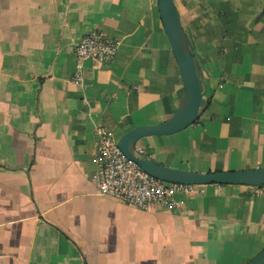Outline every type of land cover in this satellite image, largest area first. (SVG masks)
Listing matches in <instances>:
<instances>
[{
    "label": "crops",
    "instance_id": "crops-1",
    "mask_svg": "<svg viewBox=\"0 0 264 264\" xmlns=\"http://www.w3.org/2000/svg\"><path fill=\"white\" fill-rule=\"evenodd\" d=\"M201 77L199 119L141 138L156 163L264 169V0H174ZM101 29L109 65L74 48ZM186 102L159 0H0V264H246L264 249V186L199 184L149 210L100 195L104 126L117 141Z\"/></svg>",
    "mask_w": 264,
    "mask_h": 264
},
{
    "label": "water",
    "instance_id": "water-1",
    "mask_svg": "<svg viewBox=\"0 0 264 264\" xmlns=\"http://www.w3.org/2000/svg\"><path fill=\"white\" fill-rule=\"evenodd\" d=\"M159 9L185 84L186 102L176 114L162 124L151 127L137 126L125 132L119 138L118 146L129 159L136 161L145 171L163 181L189 185L217 183L264 186V169L198 173L162 165L135 153V145L141 138L174 134L194 124L199 119L203 102L197 62L187 42L174 0H159ZM263 15L264 9L258 18ZM246 264H264V249Z\"/></svg>",
    "mask_w": 264,
    "mask_h": 264
},
{
    "label": "built area",
    "instance_id": "built-area-1",
    "mask_svg": "<svg viewBox=\"0 0 264 264\" xmlns=\"http://www.w3.org/2000/svg\"><path fill=\"white\" fill-rule=\"evenodd\" d=\"M119 47V40L110 37L101 29H92L84 34L74 48L77 61L74 81L77 84L83 83V70L88 60H96L104 65L111 64ZM97 132L98 169L92 180L100 195L149 210L156 204L174 208L177 206L176 194L194 188V185L167 182L151 175L140 164L126 156L118 146L112 130L99 126ZM142 152V149H135L138 156H141Z\"/></svg>",
    "mask_w": 264,
    "mask_h": 264
}]
</instances>
